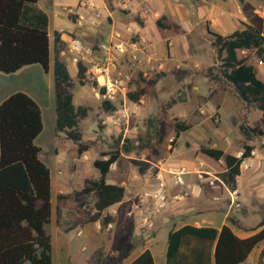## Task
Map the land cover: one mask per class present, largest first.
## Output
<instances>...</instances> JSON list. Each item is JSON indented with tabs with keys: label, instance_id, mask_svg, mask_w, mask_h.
<instances>
[{
	"label": "rangeland",
	"instance_id": "rangeland-1",
	"mask_svg": "<svg viewBox=\"0 0 264 264\" xmlns=\"http://www.w3.org/2000/svg\"><path fill=\"white\" fill-rule=\"evenodd\" d=\"M80 1L62 8L64 2L58 0L55 5L64 17L85 28H111L122 23L123 33L113 32L116 34L112 39L123 41L126 48L118 59L125 91L115 102L114 111L103 107V99L93 89L95 80L88 76L79 79L78 68L71 70L75 104L89 108L88 116L81 120L88 150L79 154L77 145L55 130L54 52L49 70L32 64L15 73L0 71V103L14 91H23L41 106L44 128L35 142L41 147V159L52 172L56 213L61 201L66 200L81 208V219L92 220L96 212L95 194L83 190L88 181L99 177L93 160L101 158L103 151H122L106 180L125 186L127 201L135 198L134 204L144 226H149L157 214H169V177H175L174 185L187 195L180 176L199 172L219 176L224 171V160L202 153L201 146L218 147L240 156L244 146L249 145L251 155L242 163L241 173L264 175L263 111L256 103L242 101L232 85L209 77L210 70L216 73L219 65L212 33L227 35L244 28L249 22L243 9L245 2L252 3L264 17V0H97L101 2L99 6L92 0L93 6L83 8L90 7L95 12L93 19H85L83 13L78 12ZM101 4L113 13L102 15ZM51 37L54 43L55 34ZM102 40L94 45L111 41ZM239 56L253 65L257 76L264 80V62L254 48L241 50ZM160 73L164 75L156 84L147 85L140 100L129 99V92L137 90L138 85H146ZM106 117H109L108 124L104 123ZM177 122H186L190 127L175 138ZM243 125L262 133L251 132L247 136ZM126 139H129L130 151H124ZM229 203L232 204L229 218L235 224L244 220L253 226L252 230L261 228L264 187L262 190L254 188L247 181L245 190L237 191L235 201L230 195ZM120 211L121 208L119 214ZM104 214L110 215L108 210ZM165 243L166 236H162L157 249L161 259ZM64 262V259L54 262L53 257L52 264Z\"/></svg>",
	"mask_w": 264,
	"mask_h": 264
},
{
	"label": "trees",
	"instance_id": "trees-1",
	"mask_svg": "<svg viewBox=\"0 0 264 264\" xmlns=\"http://www.w3.org/2000/svg\"><path fill=\"white\" fill-rule=\"evenodd\" d=\"M39 1L0 0V71L15 73L32 64L49 70L54 52L55 130L64 133L77 145L78 153L83 154L89 145L83 139L81 120L88 116L89 108L75 104L74 79L67 63L60 58L66 44L59 32L54 43L51 41L49 15L37 5ZM243 9L249 20L244 28L227 35L212 33L219 65L216 73H210L209 69V77L232 85L242 101L258 104L264 113V80L257 76L253 65L239 56L241 50L254 48L264 62V17L252 3L245 2ZM77 68L79 79L87 76L86 66L79 64ZM162 75L149 79L146 85H138L137 90L128 93L129 99L140 100L147 85L156 84ZM102 105L108 111L116 110V105L108 100H103ZM189 127L186 122L175 123V138ZM43 128L41 106L28 93L14 91L0 103V264L53 262L52 240L47 229L53 208L51 170L41 159V147L35 142ZM242 128L247 136L251 132L262 133L257 128L249 130L244 125ZM128 142L126 139L124 151H130ZM200 150L215 160H224L225 169L219 177L230 190H236L237 177L242 163L251 155V146L245 145L240 156L218 147L201 146ZM121 154L120 149L103 151L101 158L94 159L93 167L99 177L88 181L83 190L95 194L96 212L92 220L101 219L103 226L112 220L110 215L103 216V212L122 201L126 193L125 186L106 180ZM259 227L251 236L241 238L229 224L221 228L188 224L169 233L167 256L169 259L175 256L182 239L191 235L216 242L215 264H241L264 240V220ZM148 257L151 255L146 251L133 264H140ZM98 264H119V260L100 258Z\"/></svg>",
	"mask_w": 264,
	"mask_h": 264
},
{
	"label": "crops",
	"instance_id": "crops-1",
	"mask_svg": "<svg viewBox=\"0 0 264 264\" xmlns=\"http://www.w3.org/2000/svg\"><path fill=\"white\" fill-rule=\"evenodd\" d=\"M57 1L40 0L37 5L49 15L50 37L59 32L66 47L68 31L75 30L74 34L80 36L89 44H96L97 40L102 42V39L104 41L114 40L112 38H114L113 36L116 33L113 32L123 33L120 30L122 29L120 27H123L122 23L121 25L116 23L111 27L112 29L103 26H89L86 28L78 26L76 22H72L58 12L59 7L55 5ZM62 1L64 2L63 8L66 5L76 4L79 0ZM94 1L98 2L97 0ZM100 3V1L97 3L98 6ZM100 11L102 15H111L113 13L103 4L100 6ZM78 12L80 14L83 13L82 15L85 19H93L95 17V12L90 7H80ZM221 13L222 11L218 14L221 15ZM218 14L214 16L218 18ZM147 30L149 31L148 27ZM207 32L210 33L208 29ZM60 58L67 63L70 71L72 69L77 70V65L66 54V49L60 52ZM107 118L109 117L104 120L106 124H108ZM116 163L113 164L111 169L115 167ZM180 177L184 183L183 188L187 190L188 194L180 192L178 187L174 185L176 182V180L174 182L175 177L168 178L170 197L168 198L167 213L169 214H157L155 220L149 226H144L138 209L134 204L135 198L127 201L126 195L122 201L107 209L112 220L107 226H103L101 219L91 220L90 222L87 219H81V208L76 203L69 204L66 200L61 201L59 212H55V191L51 172L53 208L51 221L47 229L51 235L54 262L57 259L58 261L64 259L65 264H98L100 258H108L110 261L118 259L119 264H133L144 252L149 251L151 257L146 258L140 264H215L216 242L191 235L182 239L178 252L169 259L167 256L169 233L188 224L217 228H221L224 224H229L241 238L251 236L258 231L252 230L253 226L244 220H239L235 224L236 222L229 218L232 210L229 198L230 195L232 197L233 191L227 187L218 175L213 172H199L184 174ZM60 179L63 178L60 177ZM260 179L264 180V175L261 173L242 172L237 177L236 191L240 189L244 191L247 181L249 184L254 185V188L262 190L264 182H257ZM120 208L119 214L118 209L120 210ZM104 212L103 216L105 215ZM116 214L119 216L117 217ZM54 216L56 218L53 221ZM145 227H148L149 230H146ZM162 236H166L163 259H161L160 254H157ZM263 250L264 240L253 249L247 260L241 264L264 263Z\"/></svg>",
	"mask_w": 264,
	"mask_h": 264
},
{
	"label": "built area",
	"instance_id": "built-area-1",
	"mask_svg": "<svg viewBox=\"0 0 264 264\" xmlns=\"http://www.w3.org/2000/svg\"><path fill=\"white\" fill-rule=\"evenodd\" d=\"M92 0H81L80 6H93ZM66 54L78 66L83 64L87 68V76L96 81L93 89L103 100L115 104L125 91V79L118 66V59L126 52L123 41L111 40L98 46L85 42L80 36L69 32L67 35ZM104 89V91H103ZM157 196V195H156ZM237 191H233L235 201ZM164 197V196H163ZM162 197V198H163Z\"/></svg>",
	"mask_w": 264,
	"mask_h": 264
}]
</instances>
